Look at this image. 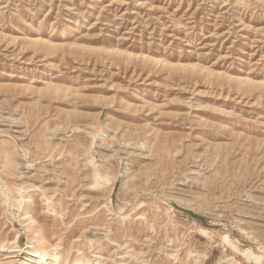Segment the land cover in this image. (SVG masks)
<instances>
[{
	"label": "rangeland",
	"instance_id": "1",
	"mask_svg": "<svg viewBox=\"0 0 264 264\" xmlns=\"http://www.w3.org/2000/svg\"><path fill=\"white\" fill-rule=\"evenodd\" d=\"M0 264H264V0H0Z\"/></svg>",
	"mask_w": 264,
	"mask_h": 264
},
{
	"label": "bare ground",
	"instance_id": "2",
	"mask_svg": "<svg viewBox=\"0 0 264 264\" xmlns=\"http://www.w3.org/2000/svg\"><path fill=\"white\" fill-rule=\"evenodd\" d=\"M27 251H30V249H28ZM39 253H44V252H42V251H39ZM42 254H39L42 258H43V255ZM248 255L249 256H252L253 254L251 253V252H248ZM249 256H248V258H249ZM253 257H254V255H253ZM257 260H259V258L258 257H255Z\"/></svg>",
	"mask_w": 264,
	"mask_h": 264
}]
</instances>
